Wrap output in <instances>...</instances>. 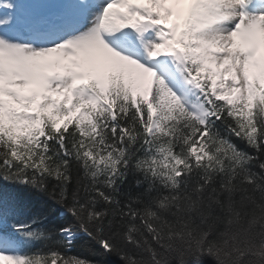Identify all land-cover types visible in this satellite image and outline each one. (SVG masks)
<instances>
[{"label": "snow or ice", "instance_id": "1", "mask_svg": "<svg viewBox=\"0 0 264 264\" xmlns=\"http://www.w3.org/2000/svg\"><path fill=\"white\" fill-rule=\"evenodd\" d=\"M0 264H264V0H0Z\"/></svg>", "mask_w": 264, "mask_h": 264}, {"label": "trees", "instance_id": "2", "mask_svg": "<svg viewBox=\"0 0 264 264\" xmlns=\"http://www.w3.org/2000/svg\"><path fill=\"white\" fill-rule=\"evenodd\" d=\"M84 254L87 255V253H84ZM90 258H93L94 259L95 257H90Z\"/></svg>", "mask_w": 264, "mask_h": 264}]
</instances>
